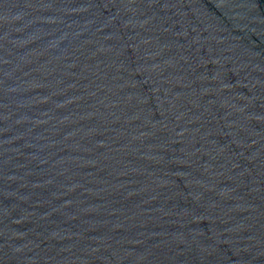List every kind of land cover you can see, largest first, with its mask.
Instances as JSON below:
<instances>
[{"label":"water","instance_id":"95a60500","mask_svg":"<svg viewBox=\"0 0 264 264\" xmlns=\"http://www.w3.org/2000/svg\"><path fill=\"white\" fill-rule=\"evenodd\" d=\"M0 264H264V0H0Z\"/></svg>","mask_w":264,"mask_h":264}]
</instances>
